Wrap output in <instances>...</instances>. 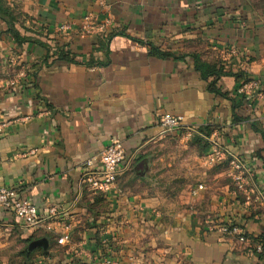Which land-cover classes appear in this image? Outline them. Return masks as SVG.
<instances>
[{
    "label": "crops",
    "instance_id": "0c3cea01",
    "mask_svg": "<svg viewBox=\"0 0 264 264\" xmlns=\"http://www.w3.org/2000/svg\"><path fill=\"white\" fill-rule=\"evenodd\" d=\"M87 15L102 32L80 33ZM246 79L264 92V0H0V186L39 213L28 226L0 208V264H264V204L225 161L182 213L142 182L167 112L204 155L203 136L240 158L264 198V98L237 93ZM112 140L121 171L94 192L83 164ZM219 220L250 242L210 230Z\"/></svg>",
    "mask_w": 264,
    "mask_h": 264
},
{
    "label": "built area",
    "instance_id": "2783aa9c",
    "mask_svg": "<svg viewBox=\"0 0 264 264\" xmlns=\"http://www.w3.org/2000/svg\"><path fill=\"white\" fill-rule=\"evenodd\" d=\"M97 28L101 32L103 31L102 27H98L93 18L87 15L82 19L80 33L91 34ZM56 29L62 34H68L72 31V26L69 23H62ZM237 93L255 98H264V92L259 89L258 82L255 79L241 84L237 88ZM181 120L180 116H174L166 112L160 115L158 125L165 131H175L179 129ZM192 132L191 130L188 131L189 134ZM203 139L210 146L208 152L204 155L206 163L215 165L225 161L228 165L229 177L234 184L244 192L247 198L253 194L255 200L264 204V198L254 183L252 169L235 154L218 143L214 137L203 136ZM124 156L122 143L119 140H112L98 155L91 156L85 160L82 182L94 192H109L121 171V162ZM202 188L201 184L197 185L190 190V195L192 197L197 196L198 191ZM0 208L13 213L28 226H34L39 223V213L35 203L29 198L20 197L15 188L0 186ZM49 214H55L53 207L49 209ZM210 230L217 231L223 237H232L240 243L250 242L251 240L244 229V225L235 221L213 222L210 225ZM257 249H260V246ZM105 262L109 263L108 260H105Z\"/></svg>",
    "mask_w": 264,
    "mask_h": 264
},
{
    "label": "rangeland",
    "instance_id": "374dc122",
    "mask_svg": "<svg viewBox=\"0 0 264 264\" xmlns=\"http://www.w3.org/2000/svg\"><path fill=\"white\" fill-rule=\"evenodd\" d=\"M202 147L192 134L174 131L162 132L145 146L141 154L145 168L143 186L152 188L153 194L160 197L164 212L182 213L185 207L189 209L190 190L201 184L199 193L210 185L218 167L206 163Z\"/></svg>",
    "mask_w": 264,
    "mask_h": 264
},
{
    "label": "water",
    "instance_id": "95a60500",
    "mask_svg": "<svg viewBox=\"0 0 264 264\" xmlns=\"http://www.w3.org/2000/svg\"><path fill=\"white\" fill-rule=\"evenodd\" d=\"M143 168L142 170H144ZM35 247H42L44 250L47 248V240L45 238H39L36 240L31 241L27 247L25 248V252L28 253L31 249Z\"/></svg>",
    "mask_w": 264,
    "mask_h": 264
},
{
    "label": "trees",
    "instance_id": "16d2710c",
    "mask_svg": "<svg viewBox=\"0 0 264 264\" xmlns=\"http://www.w3.org/2000/svg\"><path fill=\"white\" fill-rule=\"evenodd\" d=\"M10 31L11 32H13V34L15 35V37H16V32H14L12 29H10ZM249 81V79H246V80H244L241 84H243V83H245V82H248ZM216 92L218 93V94H221V95H223L219 90H216ZM198 140L199 141H202L201 139H199L198 138ZM248 235V234H247ZM249 236V235H248ZM251 238V237H250ZM260 243L262 244V248L264 247V235H263V237L261 238V241H260ZM263 251V250H262ZM262 251H261V253L260 254H262Z\"/></svg>",
    "mask_w": 264,
    "mask_h": 264
}]
</instances>
